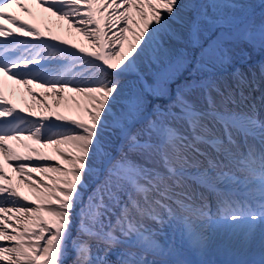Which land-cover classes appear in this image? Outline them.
<instances>
[{
	"label": "snow or ice",
	"instance_id": "snow-or-ice-1",
	"mask_svg": "<svg viewBox=\"0 0 264 264\" xmlns=\"http://www.w3.org/2000/svg\"><path fill=\"white\" fill-rule=\"evenodd\" d=\"M0 264H264V0H0Z\"/></svg>",
	"mask_w": 264,
	"mask_h": 264
},
{
	"label": "bare ground",
	"instance_id": "bare-ground-1",
	"mask_svg": "<svg viewBox=\"0 0 264 264\" xmlns=\"http://www.w3.org/2000/svg\"><path fill=\"white\" fill-rule=\"evenodd\" d=\"M17 10H19V9H17V8H13V9H12V11H14V13H17ZM35 12L37 13V19H36L35 21H39V17H40V16H43V13H41L39 9L36 10ZM26 17H28V16H26ZM27 19L31 20L30 17H28ZM31 21H32V20H31ZM39 22H40V21H39ZM57 35H60L62 38H65V36H67V35L65 34V32H59ZM81 43H82V45H84V46L86 47V42H85V41H82ZM125 48H127V44L125 45ZM13 88H14V89H17L16 86H14ZM5 92H6V91H5ZM6 93H7V92H6ZM31 103H32V102H31ZM65 114H67V113H65Z\"/></svg>",
	"mask_w": 264,
	"mask_h": 264
},
{
	"label": "rangeland",
	"instance_id": "rangeland-1",
	"mask_svg": "<svg viewBox=\"0 0 264 264\" xmlns=\"http://www.w3.org/2000/svg\"><path fill=\"white\" fill-rule=\"evenodd\" d=\"M30 7H32L33 8V11L35 12V9H36V7H35V5H31L30 4ZM54 20H55V18H54ZM56 21V20H55ZM58 22H55L54 23V26L56 27V24H57ZM65 33H67V32H65ZM68 34V33H67ZM69 36V35H68ZM73 39H77V37H75V38H73ZM82 39V38H81ZM9 174L11 175V172H10V170H9Z\"/></svg>",
	"mask_w": 264,
	"mask_h": 264
}]
</instances>
